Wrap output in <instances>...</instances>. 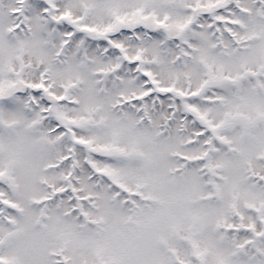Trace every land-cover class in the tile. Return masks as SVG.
Listing matches in <instances>:
<instances>
[{"label": "snow or ice", "instance_id": "snow-or-ice-1", "mask_svg": "<svg viewBox=\"0 0 264 264\" xmlns=\"http://www.w3.org/2000/svg\"><path fill=\"white\" fill-rule=\"evenodd\" d=\"M0 264H264V0H0Z\"/></svg>", "mask_w": 264, "mask_h": 264}]
</instances>
